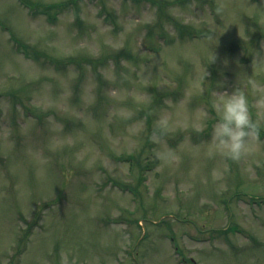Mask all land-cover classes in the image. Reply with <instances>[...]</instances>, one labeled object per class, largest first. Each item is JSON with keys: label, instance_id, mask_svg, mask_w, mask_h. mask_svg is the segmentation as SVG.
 I'll return each mask as SVG.
<instances>
[{"label": "rangeland", "instance_id": "374dc122", "mask_svg": "<svg viewBox=\"0 0 264 264\" xmlns=\"http://www.w3.org/2000/svg\"><path fill=\"white\" fill-rule=\"evenodd\" d=\"M158 1L0 0V264H264V0Z\"/></svg>", "mask_w": 264, "mask_h": 264}, {"label": "trees", "instance_id": "16d2710c", "mask_svg": "<svg viewBox=\"0 0 264 264\" xmlns=\"http://www.w3.org/2000/svg\"><path fill=\"white\" fill-rule=\"evenodd\" d=\"M150 2H155L156 3V5L158 6V8H159V10L161 11V10H164V7H163V5L161 4V5H159L158 4V0H149ZM150 122V121H149ZM134 159V161H135V164H137L138 166H142V164H141V155H137V156H132L131 158H129V160H133ZM146 162H148V161H146ZM148 166V164L146 165V167ZM140 180V179H139ZM141 181V180H140Z\"/></svg>", "mask_w": 264, "mask_h": 264}]
</instances>
